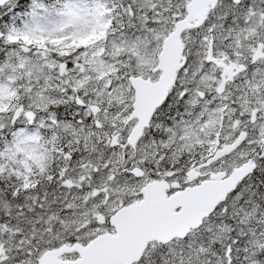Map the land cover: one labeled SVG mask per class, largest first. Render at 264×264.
Returning a JSON list of instances; mask_svg holds the SVG:
<instances>
[{
  "label": "snow or ice",
  "instance_id": "obj_1",
  "mask_svg": "<svg viewBox=\"0 0 264 264\" xmlns=\"http://www.w3.org/2000/svg\"><path fill=\"white\" fill-rule=\"evenodd\" d=\"M0 264H264V0H0Z\"/></svg>",
  "mask_w": 264,
  "mask_h": 264
}]
</instances>
